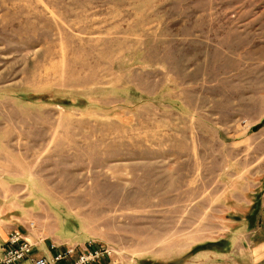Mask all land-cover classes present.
Here are the masks:
<instances>
[{"label": "rangeland", "instance_id": "374dc122", "mask_svg": "<svg viewBox=\"0 0 264 264\" xmlns=\"http://www.w3.org/2000/svg\"><path fill=\"white\" fill-rule=\"evenodd\" d=\"M263 119L264 0H0L6 196L115 251L99 264L223 250Z\"/></svg>", "mask_w": 264, "mask_h": 264}, {"label": "crops", "instance_id": "0c3cea01", "mask_svg": "<svg viewBox=\"0 0 264 264\" xmlns=\"http://www.w3.org/2000/svg\"><path fill=\"white\" fill-rule=\"evenodd\" d=\"M1 150V149H0ZM2 152H0V163ZM3 169L0 165V170ZM264 170L257 173V176L249 178L248 181L236 185L225 186L223 201L225 210L221 213L222 231L226 235L225 245L222 249H209L197 252L194 264H264V179L260 175ZM4 174H0V254L5 245L8 234L13 229H20L26 238L33 244L30 258L46 257L51 258L56 253L64 251L66 248L75 247L77 231L74 226L66 222L64 227L60 222L53 221L51 214L41 210L40 203L31 202L26 206L27 200L13 201V198L6 196L7 192L19 183L7 184L4 189ZM257 198V199H256ZM28 208L24 212L20 209ZM255 203L254 208L251 206ZM28 205V204H27ZM31 207V208H30ZM30 218L34 228H30L28 222L22 219ZM15 221H19L17 223ZM59 223L61 224L59 227ZM88 241L87 240L85 244ZM54 246V248H52ZM79 250V249H78ZM201 255H203L201 257ZM203 260L201 262L200 260ZM22 264H29L28 261Z\"/></svg>", "mask_w": 264, "mask_h": 264}, {"label": "built area", "instance_id": "2783aa9c", "mask_svg": "<svg viewBox=\"0 0 264 264\" xmlns=\"http://www.w3.org/2000/svg\"><path fill=\"white\" fill-rule=\"evenodd\" d=\"M54 248V246H52ZM33 244L19 230H12L6 239L0 254V264H99L100 260L110 258L115 251L108 246H94L88 243L81 252L74 248H66L51 258H30Z\"/></svg>", "mask_w": 264, "mask_h": 264}, {"label": "trees", "instance_id": "16d2710c", "mask_svg": "<svg viewBox=\"0 0 264 264\" xmlns=\"http://www.w3.org/2000/svg\"><path fill=\"white\" fill-rule=\"evenodd\" d=\"M264 124V119L260 122L259 127L262 126ZM204 249V248H201Z\"/></svg>", "mask_w": 264, "mask_h": 264}]
</instances>
